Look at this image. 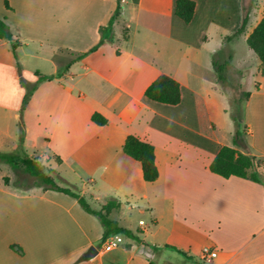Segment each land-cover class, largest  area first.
Returning <instances> with one entry per match:
<instances>
[{
  "label": "crops",
  "instance_id": "obj_1",
  "mask_svg": "<svg viewBox=\"0 0 264 264\" xmlns=\"http://www.w3.org/2000/svg\"><path fill=\"white\" fill-rule=\"evenodd\" d=\"M192 1L186 24L177 0H120L112 32L103 35L118 0H0V20L18 42L13 49L0 39V152L21 146L48 168L72 174L67 186L78 185L96 212L118 201L109 217L141 240L123 235L120 247L104 251L112 235L103 242L101 220L76 198L0 179V264H207L206 247L217 252L211 264H264V185L209 169L219 150L233 145L212 119V95L229 99L206 78L216 77L214 60L245 65L240 41L264 8L251 13L245 33L227 40L242 25L245 0ZM38 74L54 78L41 82L23 109L20 76L35 84ZM257 74L264 80L262 69ZM160 75L180 84V104L145 96ZM254 86L244 123L249 153L264 160V83ZM95 113L105 126L92 122ZM129 135L154 146L157 181L146 182L141 164L123 152ZM90 247L98 254L87 261Z\"/></svg>",
  "mask_w": 264,
  "mask_h": 264
},
{
  "label": "trees",
  "instance_id": "obj_2",
  "mask_svg": "<svg viewBox=\"0 0 264 264\" xmlns=\"http://www.w3.org/2000/svg\"><path fill=\"white\" fill-rule=\"evenodd\" d=\"M248 1L251 0H245V16L242 21L241 27L233 36L228 37L227 40H231L233 37L236 36H241L243 33L246 32L253 9L252 3L251 6L247 8ZM134 3H138V0H134ZM7 7H9L8 4ZM195 7L196 3L192 0H177L176 15L180 19H182L186 24H189L194 17ZM121 8L122 7L120 0H118L117 10L114 13L109 25L106 28L102 29L103 35L106 31H109L110 33L112 32L113 23L115 19L120 15ZM111 37H109V39H111ZM0 39H6L11 41L13 49H16L18 47V42H13L14 37L11 34L5 20L3 19L0 20ZM103 39L100 44H98V46L104 42ZM246 42L248 47L256 54V56L260 60L262 66L261 69L264 73V16L258 23V25L254 28L253 32L248 36ZM98 46H95L88 52L79 54L77 56L78 59H82L88 54L96 51ZM230 62H227L224 65H218L217 63H215L214 60V67L219 73L220 80L224 82L227 79L225 73L227 71L228 66L230 65ZM53 78L54 76L39 75L38 82L32 84L27 82L24 78L20 76V83L27 90L23 102V109L30 100L34 91L37 89L38 85L43 81ZM145 96L150 100L168 105H178L181 103L182 100L180 84L168 75H160L156 80H154L146 89ZM249 97L250 92L245 91L243 98L237 100V114H235V112H232L231 114L232 119L235 123L233 147L223 146L215 156L209 169L212 173L222 176L224 178H230L234 176L264 185V160L258 159L256 156L250 154L248 151V142L246 139L248 133V126L244 123L241 114L242 109L241 107H239L240 103L244 100H248ZM92 122L99 126H105L107 124V119L101 116L100 114L95 113L92 116ZM23 142L24 137L22 134L20 138V144H23ZM239 149H244L247 151V153H243L239 151ZM122 150L125 154H127L128 156H130L141 164L143 178L146 182L152 183L158 180L159 172L155 162V149L150 142L144 141L137 136L129 135L124 142ZM20 155L25 157H20ZM57 159L60 163L61 159ZM0 163L6 164L12 169L18 172H23L29 175L30 177L34 178L33 184L28 185V187L37 186L43 187L44 189H52L66 193L76 198L80 205L88 213L96 215L101 220L105 229L103 242L106 240V238L113 234L126 235L127 237L134 238L141 242V240H139L138 236L135 233L120 227L116 221L112 220L109 217L110 212L113 209H117L120 207L118 201L109 200L100 212L92 210L87 200L83 196H81L80 188L78 187V185L74 184L67 188H62L57 185L56 178L58 177L59 180H62L60 175H58L55 170L45 166L43 162L40 161L38 158H31L30 156H28L21 146L20 150L17 153L0 152ZM4 181L6 184L9 183L8 178H5ZM20 183L23 182L18 181L15 185L19 186ZM12 248L19 253H23L21 247L19 246L13 245ZM172 249H174L179 254L185 256V254L177 248ZM187 260L190 261L191 264H204L193 260V258H187Z\"/></svg>",
  "mask_w": 264,
  "mask_h": 264
},
{
  "label": "rangeland",
  "instance_id": "obj_3",
  "mask_svg": "<svg viewBox=\"0 0 264 264\" xmlns=\"http://www.w3.org/2000/svg\"><path fill=\"white\" fill-rule=\"evenodd\" d=\"M251 3L253 7L252 13H254V11L262 10L264 8L263 7L264 0L248 1L247 8L251 6ZM239 51L240 54L241 55L243 54V57L246 58V63L244 65L240 63L239 60H237L233 64L232 62L229 61L230 65L228 66L227 71L225 73V76L227 78L225 82L220 80L219 73L217 71L215 78H213L212 75L210 74H207L206 76V78L209 81L214 80V85H216V88H218L221 94H224V96L229 99L224 101V99L218 96L217 93H214V95H212V97L214 98V109L212 113V119L219 127L223 129L222 131H220V133L223 134L226 138L228 139L230 138V140H228L229 142H227L230 143V145H234V134L229 135L227 132L230 129H231V133L235 132L233 130L235 129V123L232 119L231 114L232 112H235V114H237V110H236L237 100L243 98L245 91L246 92L255 91L254 81L264 83V80L260 78V76H258L257 74V71L262 68L261 62L256 56V54L248 47L247 43L244 42L243 39H241L240 41ZM219 63L222 62L219 60ZM246 101L247 100L242 101L239 105V107H241L242 109L241 114L244 121L246 120ZM224 102H226L227 107L223 110ZM225 111H228L227 115ZM202 116L207 118V116L203 113ZM246 139L248 142V136H246ZM20 157H25V156L20 155ZM61 171H59L60 173L57 172V174L60 175L62 180H59L57 177L56 184L59 185L60 187L63 186L62 188H65L68 187L65 180L72 179L71 177L72 174ZM5 178L9 179V182L12 183L13 187L16 186L15 184L18 181H21L26 185H30L34 182V178L30 177L29 175L23 172H18L6 164L0 163V179L4 180ZM165 253L172 254L173 261L180 258V256L175 253H170L169 251H166Z\"/></svg>",
  "mask_w": 264,
  "mask_h": 264
},
{
  "label": "built area",
  "instance_id": "obj_4",
  "mask_svg": "<svg viewBox=\"0 0 264 264\" xmlns=\"http://www.w3.org/2000/svg\"><path fill=\"white\" fill-rule=\"evenodd\" d=\"M141 224L144 223L141 222ZM123 243H124V237L122 234H113L104 242L103 250L104 251L114 250L120 247ZM202 254H203V260L207 264H211L213 259L217 256V252L213 251L209 247L204 248Z\"/></svg>",
  "mask_w": 264,
  "mask_h": 264
},
{
  "label": "water",
  "instance_id": "obj_5",
  "mask_svg": "<svg viewBox=\"0 0 264 264\" xmlns=\"http://www.w3.org/2000/svg\"><path fill=\"white\" fill-rule=\"evenodd\" d=\"M98 254V250L95 247H90L89 250L85 253L84 258L85 260H91Z\"/></svg>",
  "mask_w": 264,
  "mask_h": 264
}]
</instances>
